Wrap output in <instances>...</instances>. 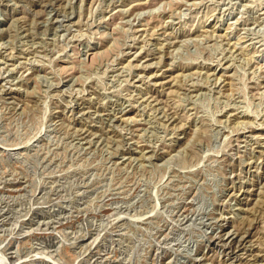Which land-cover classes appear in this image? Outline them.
<instances>
[{"label":"rangeland","instance_id":"1","mask_svg":"<svg viewBox=\"0 0 264 264\" xmlns=\"http://www.w3.org/2000/svg\"><path fill=\"white\" fill-rule=\"evenodd\" d=\"M0 264H264V0H0Z\"/></svg>","mask_w":264,"mask_h":264}]
</instances>
